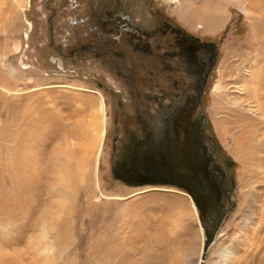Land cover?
Returning <instances> with one entry per match:
<instances>
[{
	"label": "rangeland",
	"instance_id": "obj_1",
	"mask_svg": "<svg viewBox=\"0 0 264 264\" xmlns=\"http://www.w3.org/2000/svg\"><path fill=\"white\" fill-rule=\"evenodd\" d=\"M178 1L0 0V264H81L84 235L96 228L118 230L126 249H138L151 220L174 214L169 242L183 260L170 263L201 264L210 222L193 197L175 186H130L114 177L115 160L128 164L132 157L125 131L141 134L127 119L154 112L150 85L191 83L135 49L171 52L175 36L157 31L166 24L215 44L197 118H204L218 162L229 163L234 207L202 264H213L220 246L233 251L228 264H264V0ZM217 8L221 18L213 22ZM117 18L157 36L147 41ZM86 45L102 59L79 49ZM240 143L250 150L236 154ZM164 151L151 148L150 157ZM18 172L30 176L22 201L9 188ZM139 250L138 264H157Z\"/></svg>",
	"mask_w": 264,
	"mask_h": 264
},
{
	"label": "flooded vegetation",
	"instance_id": "obj_2",
	"mask_svg": "<svg viewBox=\"0 0 264 264\" xmlns=\"http://www.w3.org/2000/svg\"><path fill=\"white\" fill-rule=\"evenodd\" d=\"M116 24H125L127 28H133V26L126 20L119 21V18L114 19ZM123 27V26H122ZM134 31L140 34L143 38L150 40L157 34H145L136 28ZM175 36L174 48L171 52L165 54H154L148 47L136 46L135 49L142 53H146L147 56H153L158 61V64L162 65L167 72L180 73L182 76L189 78L191 83L187 86L177 85L172 83L174 90L165 89L162 87L150 85L149 93L146 94V99L150 105H154V112H145L138 110L136 115L134 114L127 119L128 124L133 126H140L141 134L138 135L135 131L127 130L125 133L130 138V142L126 148V151L131 149L132 157L128 164L122 161L118 162L116 167L122 168L127 166L130 169H134L135 172H141L142 170H151L154 173L153 178H140L138 173L135 176L140 181L147 182H159L154 184H164L168 186L179 187L182 183V175L184 170L198 172L201 169L200 162L205 159L207 166L212 169L213 166L219 167L221 170L229 168V163L224 161V167L221 165L214 153L213 140L209 138L205 133L204 120L200 117L197 118V113L201 105H198L195 113L192 115V122L199 120L202 123V131L200 134H194L193 126L188 125L186 117L188 115L187 110L177 108L178 98L181 95H193L200 88L201 77L209 69V63L211 59V44L200 42L197 38L187 35L179 28H171L168 24L165 25V29H157L159 33L161 31L168 32ZM146 36V37H145ZM80 50H86L94 59H102V55L99 51H94L92 47L87 46L79 48ZM75 53V52H73ZM52 62L56 63V60ZM170 62V63H167ZM59 65V61H57ZM61 64V63H60ZM58 67V66H57ZM62 68V65H61ZM213 67L207 75L205 87L209 81ZM119 75H121L118 72ZM124 76V75H121ZM129 87H135V80L129 78ZM140 99V97H139ZM202 137V144L204 154L202 157H198L196 147L198 146L199 138ZM128 138V139H129ZM165 149L164 152H159V157L155 158V161L150 157V151ZM119 160V159H118ZM204 161V160H203ZM203 167V166H202ZM149 180V181H148ZM153 184V185H154ZM183 189V188H181ZM230 191V190H229ZM229 196L231 193L229 192ZM206 215L207 213L204 212Z\"/></svg>",
	"mask_w": 264,
	"mask_h": 264
},
{
	"label": "bare ground",
	"instance_id": "obj_3",
	"mask_svg": "<svg viewBox=\"0 0 264 264\" xmlns=\"http://www.w3.org/2000/svg\"><path fill=\"white\" fill-rule=\"evenodd\" d=\"M165 1H168L170 3L177 1V4L180 5V2L178 0H171L172 2L170 0H165ZM219 9L220 8H217V11L211 15V19L213 22L221 18V15H219V11H218ZM241 10L244 13H247L246 11H244L245 9L244 10L241 9ZM217 89L218 88L216 87V90ZM255 92L257 94V102H258V98L261 96V93L258 88L255 89ZM262 103L264 104V101ZM251 132L252 131H250L249 135H251ZM99 135L100 137L103 135V130H100ZM242 150L248 151L250 149L248 145L245 144L242 145L241 143L236 144L235 147L236 154H239V151L241 152ZM251 153L252 152H250V155ZM14 174L15 175L12 174V176L9 179V188L12 194L14 195V199L22 201L21 193L24 192L26 194L29 188L27 187L26 182H30L28 180V177L30 176H25L23 172L22 173L18 172ZM147 189L149 190V187H147ZM167 216L168 217L166 219L160 220L158 224L153 223L154 222L153 220H151L148 223V226L146 227L144 233L145 236L143 234V243L141 244V246L138 247V249L137 248L126 249L129 241L123 239L124 237H121L122 233L119 232L118 230L103 232L99 228H96L97 230L99 229L98 231L95 230L96 232L85 233L84 240L81 246V253L83 255V260L82 262L80 261V263L81 264H138L137 261L139 260H137L134 257V254H136V251H138L140 247H142V249H144V251L148 253V259L153 263L157 262V264H166V263L174 264L170 262H173L175 260L177 261V259L183 260V252H182L183 250L175 247L172 248V246L170 247L171 242H169L170 240L168 236L169 235L168 227L175 222L176 214H174V216L173 215H167ZM248 217L249 215L246 214L245 217L243 218L245 220L246 225L248 222L247 221ZM152 229L154 231L153 233L151 232ZM120 250H126V251L122 253H118ZM178 250L179 251L182 250L181 251L182 254L179 255V257L177 256L179 253V252L177 253ZM116 252L117 254H115ZM232 255H233V251L231 249L225 246H220L214 252L215 259L213 264H228L230 262Z\"/></svg>",
	"mask_w": 264,
	"mask_h": 264
},
{
	"label": "water",
	"instance_id": "obj_4",
	"mask_svg": "<svg viewBox=\"0 0 264 264\" xmlns=\"http://www.w3.org/2000/svg\"><path fill=\"white\" fill-rule=\"evenodd\" d=\"M121 20L122 19L119 18V21ZM211 48V59L208 66L209 69L206 70L205 74H203L201 77L199 90H197L193 95H181V97L177 99L178 109L185 111L187 110L188 106L191 105V107L188 108L186 122L188 125L190 124L193 126V128H195V135L197 133L200 134L203 125L199 120H197L195 123L192 122L191 117L195 113L198 105H201V98L204 93L207 75L209 74V71L213 67L216 60L215 44H211ZM201 119L204 120L203 116H201ZM201 138L202 137L200 136L198 146L196 147L197 152H195L198 157H202L205 152ZM203 160L200 162L201 169L199 172L195 170L193 172L189 171L190 173H188L186 170H184V173L181 177L183 184H179L180 188L186 190L193 197L199 210L201 212L207 213L206 218L210 222L208 229L205 231L203 240V246L200 255L201 264L204 262L208 249L214 242L215 234L218 231L221 223L224 221L227 212L232 210L234 207V203H231L230 196L228 194L229 190L232 189V185L231 181L228 179L227 173L216 166H213L212 169H210L207 166L205 159ZM118 162V159L115 160L114 177L117 180L125 182L130 186L153 185L154 183H159L140 181L135 176V173H138L140 178H148L151 180L154 176V173L151 170L135 172L134 169H130L127 166H123L122 168L116 167ZM226 205L229 206L226 207Z\"/></svg>",
	"mask_w": 264,
	"mask_h": 264
},
{
	"label": "crops",
	"instance_id": "obj_5",
	"mask_svg": "<svg viewBox=\"0 0 264 264\" xmlns=\"http://www.w3.org/2000/svg\"><path fill=\"white\" fill-rule=\"evenodd\" d=\"M123 73V72H122ZM121 74V73H120ZM122 75V74H121Z\"/></svg>",
	"mask_w": 264,
	"mask_h": 264
},
{
	"label": "built area",
	"instance_id": "obj_6",
	"mask_svg": "<svg viewBox=\"0 0 264 264\" xmlns=\"http://www.w3.org/2000/svg\"><path fill=\"white\" fill-rule=\"evenodd\" d=\"M171 1V0H170Z\"/></svg>",
	"mask_w": 264,
	"mask_h": 264
}]
</instances>
